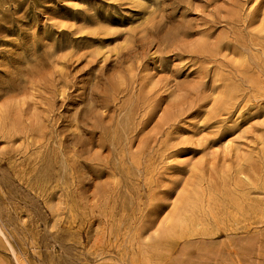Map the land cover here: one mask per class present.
Listing matches in <instances>:
<instances>
[{
	"label": "rangeland",
	"instance_id": "1",
	"mask_svg": "<svg viewBox=\"0 0 264 264\" xmlns=\"http://www.w3.org/2000/svg\"><path fill=\"white\" fill-rule=\"evenodd\" d=\"M0 264H264V0H0Z\"/></svg>",
	"mask_w": 264,
	"mask_h": 264
},
{
	"label": "bare ground",
	"instance_id": "2",
	"mask_svg": "<svg viewBox=\"0 0 264 264\" xmlns=\"http://www.w3.org/2000/svg\"><path fill=\"white\" fill-rule=\"evenodd\" d=\"M9 243V242H8Z\"/></svg>",
	"mask_w": 264,
	"mask_h": 264
}]
</instances>
